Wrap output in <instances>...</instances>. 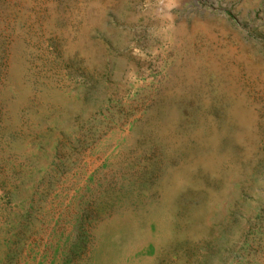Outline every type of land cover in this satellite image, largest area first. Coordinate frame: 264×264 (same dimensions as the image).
<instances>
[{
  "label": "rangeland",
  "instance_id": "obj_1",
  "mask_svg": "<svg viewBox=\"0 0 264 264\" xmlns=\"http://www.w3.org/2000/svg\"><path fill=\"white\" fill-rule=\"evenodd\" d=\"M0 264H264V0H0Z\"/></svg>",
  "mask_w": 264,
  "mask_h": 264
}]
</instances>
